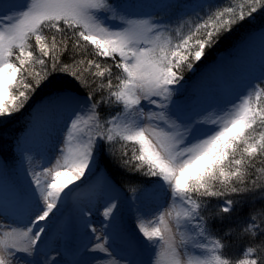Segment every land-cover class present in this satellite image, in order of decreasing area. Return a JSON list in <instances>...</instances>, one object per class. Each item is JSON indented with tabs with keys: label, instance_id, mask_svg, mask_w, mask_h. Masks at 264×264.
I'll list each match as a JSON object with an SVG mask.
<instances>
[{
	"label": "snow or ice",
	"instance_id": "snow-or-ice-1",
	"mask_svg": "<svg viewBox=\"0 0 264 264\" xmlns=\"http://www.w3.org/2000/svg\"><path fill=\"white\" fill-rule=\"evenodd\" d=\"M119 7L111 0H14L8 4L0 0V118L24 109L38 96L37 89L40 93L50 89L45 94L48 99L37 110L38 117L53 121L55 134L62 123L68 140L65 148L58 149L63 164L58 159L54 167L48 161L34 164V148L18 144L21 162L28 164V187L13 193V211L24 219H14L12 225L22 224L23 228L6 227V221H0V264H15L18 253L40 255L39 245L49 247L58 219L63 220V234L67 235L73 218L68 213L65 219L63 210L80 194L86 196V203L76 211L92 234L89 243L82 245L83 251L103 253L109 258L107 264H210L194 256L230 247L231 228L216 232L215 225L235 211V202L225 200L219 215H209L203 198L223 195L229 189L239 192L233 181L245 182L246 173L241 169L250 167L245 158L264 153V133L259 139L252 135L264 127V105L259 103L264 97V68L252 81L229 82L208 102L198 92L184 95V74L194 71L222 39L264 11V0H230L228 6L206 13L176 43L162 39L171 30L162 20L142 21L143 27L138 28L120 15ZM109 16L123 23L109 26ZM259 40L264 44V32ZM86 45L94 46L95 55L111 60V65L82 55L80 50ZM245 51L246 47L238 58ZM54 72L66 73L78 82V88L87 91L74 95ZM241 86L244 91L231 99V91ZM82 123L87 130L79 127ZM106 146L114 157L119 151L121 167L162 182L152 186L150 196L163 198L166 206L169 201L171 206L183 205L173 223L165 220L172 216L165 206L155 214L150 229L142 216L136 218L135 227L143 243L153 250V259L130 258L141 249L140 240L120 216L121 189L109 175H100L97 155ZM94 176L96 180L87 179ZM216 181L223 186L220 191L211 190ZM249 182L255 188V180ZM259 190L264 192V184ZM128 191L133 205L149 194L147 187ZM108 192L113 195L104 199ZM102 199L106 223L98 234L86 218L92 214V201ZM8 212L0 201V217ZM245 215L239 232L248 245L245 255L255 253V258L238 264H264V207ZM43 255V261L27 260L26 264H103L104 259H50V251ZM214 259L216 264H228L219 256Z\"/></svg>",
	"mask_w": 264,
	"mask_h": 264
},
{
	"label": "trees",
	"instance_id": "trees-1",
	"mask_svg": "<svg viewBox=\"0 0 264 264\" xmlns=\"http://www.w3.org/2000/svg\"><path fill=\"white\" fill-rule=\"evenodd\" d=\"M112 3L118 1L119 3H123L125 0H111ZM230 0H210L209 4L206 8H203L197 13L188 15L182 22L187 28L192 30L195 25L200 22V18L204 17L206 13L210 10H215L216 8L228 6ZM232 2H237V0H232ZM255 15V19H252L251 22L246 25L244 28L239 31H234L231 36L227 39H222L221 42L213 49L208 51L206 57L195 65V69L197 72L202 69L204 66L209 65L215 62L220 56L223 54L233 50L238 44H240L244 39H246L249 35L258 32L260 30H264V11H259ZM162 16H156V19H159ZM171 17L170 13L167 12L161 18L163 21L165 20L167 25L171 28ZM168 21V22H167ZM174 27V24L172 25ZM31 43V42H30ZM81 54L86 56V58H95L101 64L111 65V60H108L104 57H97L94 52V46L86 45L84 49L80 50ZM38 55V50L36 52ZM66 58V57H65ZM79 58V56H78ZM15 62V61H14ZM36 71H40V66H35ZM115 72L116 69L113 68ZM52 75H55L58 79V82L65 84L66 86H70L73 92L77 94H83L87 89L78 88L77 83L74 78L67 75L63 72H54ZM195 75L190 72H185L184 78L185 81L191 83L194 79ZM20 77L18 76V79ZM47 92H50V89H46L44 93H40V90L37 89L38 96H33V99L28 102V105L25 106L24 111L25 114L19 112L12 113L10 117H8L5 122L0 123V154L6 160L9 165H15L17 163V159L15 156L17 142L20 140V137L24 132L28 129L32 116L39 104L48 99V96L45 95ZM261 105H264V97L259 101ZM256 106V103H255ZM108 110L106 109L105 112ZM3 120V118H0ZM261 133H264V127H258L255 132L252 133L256 138L259 137ZM131 144V143H128ZM119 148V145H117ZM119 151L116 152L115 157L108 154L107 146L106 151H103L102 156L99 162V168L105 169L111 178L126 192L129 193L130 187H136L137 189H143L145 187H151L155 184V177H147L142 175L141 172H133L129 171L124 167H121L119 163ZM245 164H248L249 168H242L241 171L246 173L244 176L245 182L233 181V186L238 187L240 189L239 192H232L230 189L225 191L223 195L215 196V197H207L203 198L204 203L209 205L208 212L209 215H219L218 208L222 206V203L225 200L231 199L235 202L234 208L235 211L230 214L223 222L217 220L215 225L216 232L220 231H228L231 228V236L232 239L230 241V247L225 249H219V257L221 259H225L228 261V264H238L239 261L245 260V252L247 249V242L241 236L239 232V226L242 221L246 218V213L250 212L254 209H261L264 207V200L261 199L264 196V192H261L259 189L261 185L264 184V153H257L251 159L245 158ZM254 169V171H253ZM234 170V169H233ZM146 171V169H144ZM227 171V169H226ZM255 180V188L252 187V183L249 181ZM222 185L216 181L213 182L212 191H220L222 189ZM249 189H252L249 191ZM200 203V200H197ZM216 238V237H211ZM259 248V245H256Z\"/></svg>",
	"mask_w": 264,
	"mask_h": 264
},
{
	"label": "rangeland",
	"instance_id": "rangeland-1",
	"mask_svg": "<svg viewBox=\"0 0 264 264\" xmlns=\"http://www.w3.org/2000/svg\"><path fill=\"white\" fill-rule=\"evenodd\" d=\"M11 2H14V0H5V4L11 3ZM209 2H210V0H125L123 3L118 4V1H116L115 3H112V4L114 6L115 5L120 6L119 8H117V11L120 12V15L124 16L126 20L134 22L135 26L138 28L143 27V24H141L142 21L159 20V19H156V16H162V17H159L160 20H162L161 18H163V15L165 13L169 12L171 15V17L169 19V20H171V24H170L171 30L169 32L163 33L162 39H170L173 43H176V42H178L180 36H183V35L189 33V29L187 28V26L184 25V22H182L183 19H185L188 15L195 14V13H197V11H199L203 8H206L207 5L209 4ZM196 5H202V7H195ZM163 22L166 23L165 20ZM107 23L109 26H119L123 23V21H121L119 19L113 20L109 16L107 19ZM173 24H174V27H172ZM234 52L235 51H233L232 53H234ZM219 58H221V56ZM219 63H221V61ZM230 64H232V63H230ZM235 67H236V65H235ZM238 67H239V69L236 72L239 73V72H242V69H243V67H245V65L239 64ZM240 68H241V70H240ZM260 70H262V69H260ZM196 72H197V69H195L194 71H192L190 73L192 75L193 74L195 75ZM258 74L260 75L261 71H258ZM259 75H257V76H259ZM18 76H19V74H18ZM198 81H199V78L196 75L191 83L187 82V84L185 86V93H184V95L186 97L191 96L193 94V92H197L198 88L200 87V86L198 87ZM262 87H264V85H262ZM252 103H253V106L255 107V103H256L255 97H253ZM40 105L37 106L35 112L40 108ZM148 107L149 106L145 105L146 111H147ZM23 110L24 109H22L19 114H21V113L25 114L26 111L23 112ZM8 117H10V116L3 118V120L0 119V123H2L3 121L5 122V120H7ZM32 121H33V119H32ZM27 135H28V133L27 134L24 133L20 137V140L17 142L16 152H15L17 163L15 165H9L6 162V160L0 154V166H2L4 169L8 168V170L10 172L16 174L17 175L16 181L19 184H21V186L23 188L28 187V184H27L28 177L25 175V169L28 167V164H27V162H24V163L21 162L20 149L18 148V144L22 143V144L26 145ZM257 139H259V137ZM125 143H132V142H125ZM102 153H99L97 155L98 165H99ZM100 175L104 176L106 174L101 171ZM92 178L95 180L97 179V177H95V176ZM155 179L156 180H155L154 185H160L162 183L158 180V178H155ZM22 181H24V183H22ZM151 189H152V186L148 187L149 194H146L144 198H141L140 200L135 201L134 205H133V202L129 199V196L131 195V193L130 192L128 193L126 191L121 190V201H120V203L122 202V204L125 208V213L129 215L130 212L132 213L134 211H137L138 208L143 209L147 205L151 206L152 209L158 208L159 200H158L157 196L156 197L150 196ZM78 196L81 197V196H83V194H80ZM78 196L74 195L73 198L66 204V206H65L66 212L64 214L65 219L67 218L68 213L72 214L74 212L73 209L77 205ZM80 197H79V199H80ZM223 203H222V205H223ZM171 209L172 208H170L169 211L172 212ZM174 217H175V213H172V216H166L165 220L168 223H173ZM2 218H5V217L4 216L0 217V219H2ZM155 219H156V217L153 218L152 221H154ZM61 223L63 224V220L61 221ZM8 225H12V223L6 222V227ZM12 226L18 227L21 229L23 228V225H21V224L12 225ZM210 239H211V237H210ZM144 246L145 245L140 244V248H141L140 251H143V252L145 251ZM39 247H40V245H39ZM80 247H82V245ZM146 249H150V248H148L146 246ZM209 249H211V245H209ZM150 251H153V250L150 249ZM218 251L219 250H217L214 253L209 252L208 254H206L204 256H200L199 254H196L194 256V259L205 260V261H209L210 264H216L214 257L219 256ZM43 253L44 252L42 250V253L40 255H33L31 257H27L23 253H18L17 257H16L15 264H26L27 260L43 261L44 260ZM71 256H72V258L67 260V261H73L74 254H72ZM93 256L103 257L104 258L103 264H107V261L109 259L103 253H95V252H92L91 249H89L87 252L80 254V256L79 255L76 256V261H78V260H91V258ZM245 256H246L245 260H251V259L255 258V253L248 254ZM20 257H24V259H20ZM140 257H141V259L145 260V257H147V256L141 255ZM116 258L119 259V257H116ZM130 258H133V257H130ZM153 258L154 257L151 256V253H149L148 257L146 259H153ZM50 259H62V260H64V258L58 252H52Z\"/></svg>",
	"mask_w": 264,
	"mask_h": 264
},
{
	"label": "bare ground",
	"instance_id": "bare-ground-1",
	"mask_svg": "<svg viewBox=\"0 0 264 264\" xmlns=\"http://www.w3.org/2000/svg\"><path fill=\"white\" fill-rule=\"evenodd\" d=\"M242 49H244V48L243 47L240 49L238 48L237 50L241 51ZM257 49H261L260 55L264 52V48L261 45H259V43H258L256 45L255 49L252 48L249 51L248 55L246 56V60L251 61V59L249 57L252 56L253 53L255 55ZM243 58H245V54H243ZM243 58L240 59L241 63H244ZM58 127H59V130L55 134L53 131V121L48 119L47 130L44 133V137H39V138L33 139L34 142L32 144L36 147V149H37L36 151H38V153H39L38 159L36 161H33L34 164L43 165L46 161H48L49 162L48 166L54 167L56 164V161L58 159L60 160L61 164H63V160L60 157V152L58 149L59 148H65L68 144V140H67V133L64 131V125L62 123H60ZM79 127L87 130L83 123L80 124ZM74 135L78 136L79 133L74 132ZM29 139H30L29 137L26 138V141ZM62 140L64 141V143H61ZM71 143L73 145H75L76 142L72 141ZM37 170H39V169H37ZM5 172H6L5 169L0 166V201H2L6 206H10L9 209L13 211L12 197H13L14 191H16V190L12 187L10 180L5 175ZM22 183H24V181H22ZM76 183H80V181H77ZM70 187H72V186H70ZM18 191L19 190L17 189L16 192H18ZM112 195H113V193L108 192L106 194V196L104 197V199H110ZM157 198L159 200L158 208L152 209L151 206L147 205L142 209V211H134L132 213L130 212L129 215L125 213V208H124L123 204L121 205V203L119 202V204H120L119 213H120V216L124 222V225L128 229L129 232H132L133 234H135L137 236V239L140 240V244L145 245L142 241L140 234L138 233V230L135 227V224L138 223V221L136 219L137 217L142 216L145 226L150 229L153 226L152 220H153V218L156 217L155 214L158 211L162 210V206L167 207V210L172 208L171 209L172 213L183 211V206H180L177 203L174 206H171L170 201L168 202V205L166 206L165 200L163 198H161L159 196H157ZM80 199L83 201L82 204L85 205L86 198L82 196V197H80ZM104 199L100 200L99 202H97L95 200L92 201V205H91L92 214L90 217L86 218L88 223L90 224V226H94L95 228H97L98 234H99V230H101L104 227V224L106 223V220L103 216ZM15 213H19V212H15ZM64 213H65V209L63 210L62 215H64ZM5 216L8 219L4 220V218H2L3 221L9 222V221L13 220V218L8 213ZM72 218H73L72 227H71V230L68 232L67 235L63 234V224L61 223L62 220L58 219L57 227L53 231L52 236L49 239V241L57 240L58 243H61L62 246H59L60 249H63V250L67 249L68 243H76L77 242L76 239H78L79 236H83L86 233H88L87 229L83 227V220H81V218L79 217V214L76 210L72 213ZM57 230L61 231V234H62V235L60 234L61 236H58L57 233H54ZM122 243L123 242H120V244H122ZM41 246H43V245H41ZM133 257H134V259L137 258L135 256H133Z\"/></svg>",
	"mask_w": 264,
	"mask_h": 264
}]
</instances>
